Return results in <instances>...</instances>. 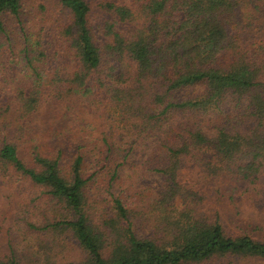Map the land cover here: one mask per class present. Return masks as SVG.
Instances as JSON below:
<instances>
[{
  "label": "trees",
  "instance_id": "trees-1",
  "mask_svg": "<svg viewBox=\"0 0 264 264\" xmlns=\"http://www.w3.org/2000/svg\"><path fill=\"white\" fill-rule=\"evenodd\" d=\"M58 2L69 15L61 31L62 59L47 74L28 64L34 83L27 90L14 86L8 93L0 86V98L10 95L0 101V109L7 111L15 102L24 118L37 110L43 95H77L106 110L112 132L90 136L86 145L74 141L69 147L63 141L65 150L59 145L50 157L34 152L33 166L12 143L1 141L0 163L43 188L53 218L33 228L54 236L53 244L59 237L71 238L85 254L83 261L61 264H194L228 255L264 260V242L245 233L226 236L218 222L194 218L174 202L178 193H186L178 174L184 164L209 175L227 170L242 180L264 174V25L248 18L244 48L232 37L235 23L241 22L238 12L244 9L247 17L264 0L104 1L102 7L112 16L94 28L84 0ZM18 9V0H0V17L6 13L16 19ZM175 115L187 123L169 129ZM162 128L166 143L157 144L164 158L156 170L166 183L151 202L158 213H151L146 236L136 234L129 211L111 192L105 201L108 212L96 223L86 189L115 155L120 161L105 175L108 183L118 177L134 144L114 130L150 135ZM86 154L92 159L88 165ZM0 264L22 263L10 257Z\"/></svg>",
  "mask_w": 264,
  "mask_h": 264
},
{
  "label": "rangeland",
  "instance_id": "rangeland-1",
  "mask_svg": "<svg viewBox=\"0 0 264 264\" xmlns=\"http://www.w3.org/2000/svg\"><path fill=\"white\" fill-rule=\"evenodd\" d=\"M84 1L89 8L87 21L90 27L94 28L112 16L104 10L102 3L104 1L116 3L121 0ZM18 2L16 19L6 13L0 17L3 30L0 31V86H4L8 93L13 92L14 86L25 90L31 88L34 77L28 64H32L31 69L36 68L45 74L56 66L55 64L62 59L65 47L61 31L69 22L68 13L60 6L58 0ZM258 8L251 9V14H247V17L244 16V9L238 12L237 19L241 21V26L239 22L235 23L232 37L240 48H244L245 45L244 30L248 18L258 25H264V3ZM256 28L254 25V29ZM250 48L255 51L252 46ZM35 55L36 60L32 58ZM260 56L264 57L262 53ZM50 92L51 89L48 90V93ZM8 97L10 95L0 98V101L7 102ZM13 103L7 111L0 109V143L1 141L12 143L20 158L29 166H33L29 160L34 152L50 157L59 145L65 150L66 145L63 141H69L67 144L69 147L74 145V141L86 145L85 141L90 136L100 137L101 133L112 132L107 126L109 118L106 110L87 104L77 95L62 98H55L52 92L43 95L37 110L24 118L15 110L16 104ZM178 118L180 119L175 115L169 129L173 124L187 123L185 117L181 120ZM217 124L223 125L222 123L213 125ZM163 129L166 128L150 135L135 134L134 129L114 130L115 134L130 136L134 144L118 168V177L108 183L105 175L107 169L120 161L115 155L108 161L109 164L113 163L112 166L103 168V172L100 171L97 179L93 180V182L98 180L97 183L90 182L86 189L88 203L93 204L92 210H95L93 217L96 223L106 215L105 211L108 212L107 203L110 199L108 192H111L121 199L129 211L128 215L136 234L139 237L146 236L152 225L153 215L158 213L157 210H152L151 202L156 201L159 193L165 189L166 183L163 175L156 170L164 158L162 146L157 144L166 143L163 141ZM172 135L170 132V137ZM86 147H89V142ZM86 156L88 165L92 159L90 155ZM1 163L0 259L14 257L22 264L83 261L84 252L75 246L71 238L66 241L56 237L58 242L53 244L54 236L33 228L51 222L53 218L52 214H48L50 207L47 197L42 194L43 188L21 177L9 164ZM178 174L185 189L181 192L186 193L176 195L175 205L180 201V205L189 209L194 218L209 223L218 222L226 236L235 237L245 233L264 242V174L259 173L242 180L232 176L227 170L218 175H209L190 164H184ZM110 213L112 214V211L108 214ZM45 254L50 256L47 257ZM194 264H264V260L228 255Z\"/></svg>",
  "mask_w": 264,
  "mask_h": 264
}]
</instances>
